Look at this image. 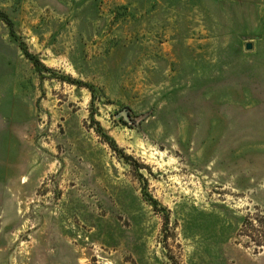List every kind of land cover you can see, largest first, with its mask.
<instances>
[{
  "label": "rangeland",
  "instance_id": "obj_1",
  "mask_svg": "<svg viewBox=\"0 0 264 264\" xmlns=\"http://www.w3.org/2000/svg\"><path fill=\"white\" fill-rule=\"evenodd\" d=\"M0 264H264V0H0Z\"/></svg>",
  "mask_w": 264,
  "mask_h": 264
},
{
  "label": "water",
  "instance_id": "obj_2",
  "mask_svg": "<svg viewBox=\"0 0 264 264\" xmlns=\"http://www.w3.org/2000/svg\"><path fill=\"white\" fill-rule=\"evenodd\" d=\"M247 48H248V49L251 48V44H250V43L247 44ZM121 115L126 116L127 113H126L125 111H122V112H121Z\"/></svg>",
  "mask_w": 264,
  "mask_h": 264
},
{
  "label": "trees",
  "instance_id": "obj_3",
  "mask_svg": "<svg viewBox=\"0 0 264 264\" xmlns=\"http://www.w3.org/2000/svg\"><path fill=\"white\" fill-rule=\"evenodd\" d=\"M6 18V17H5Z\"/></svg>",
  "mask_w": 264,
  "mask_h": 264
}]
</instances>
